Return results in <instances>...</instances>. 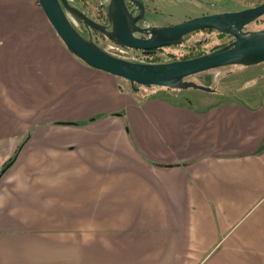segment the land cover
<instances>
[{
    "label": "crops",
    "instance_id": "crops-1",
    "mask_svg": "<svg viewBox=\"0 0 264 264\" xmlns=\"http://www.w3.org/2000/svg\"><path fill=\"white\" fill-rule=\"evenodd\" d=\"M38 9L0 0V264H264V83L133 94Z\"/></svg>",
    "mask_w": 264,
    "mask_h": 264
},
{
    "label": "water",
    "instance_id": "water-1",
    "mask_svg": "<svg viewBox=\"0 0 264 264\" xmlns=\"http://www.w3.org/2000/svg\"><path fill=\"white\" fill-rule=\"evenodd\" d=\"M129 1L139 11L137 16L129 10L126 0H110L106 5V16L112 25V30L109 31L106 26L71 5L69 0H38L55 32L71 54L93 69L128 81L134 92H139L140 87L156 86L170 89L193 88L212 93L215 90L211 87L198 85L187 78L226 66L252 67L264 63V29L245 31L247 25L264 17V3L240 11L203 15L176 25L143 28L138 23L145 19V5L140 0ZM69 15L87 30L104 34L122 48L147 53L181 45L186 36L204 30L229 35L233 41L190 59L167 63L132 62L106 52L92 36L82 35L72 24ZM135 33L142 34V37H136ZM3 173H0V178Z\"/></svg>",
    "mask_w": 264,
    "mask_h": 264
},
{
    "label": "rangeland",
    "instance_id": "rangeland-1",
    "mask_svg": "<svg viewBox=\"0 0 264 264\" xmlns=\"http://www.w3.org/2000/svg\"><path fill=\"white\" fill-rule=\"evenodd\" d=\"M73 0L77 3V6L83 10L91 19L98 23H102L106 20L105 6L110 0ZM146 7L145 19L142 24L147 26L165 27L170 25H176L186 20L200 17L203 15L240 11L248 8H252L264 3V0H140ZM37 7L40 9L37 12L43 13L38 0H35ZM44 14V13H43ZM69 18L75 28L85 37H87L86 30L77 23V21L69 15ZM53 28V27H52ZM264 29V17L260 20L253 22L245 28V31H259ZM55 33V30L53 28ZM57 34V33H55ZM58 37V35H57ZM59 38V37H58ZM94 41L106 52L113 56L132 61V62H144L145 60L157 59V63H167L172 60H184V58H194L195 56L203 55L213 51L214 49L223 47L229 44L233 38L229 35H221L214 30H204L196 32L185 39L184 43L178 46H169L159 49L158 52L151 58L143 57L137 53H127L115 44H113L108 38L102 35H94ZM53 44H56V42ZM58 44L64 45L59 38ZM57 45V44H56ZM256 72L254 77L239 80L236 77H228L226 80L221 78L226 73H234L241 71L246 67L240 65H232L217 68L207 72H203L197 75H193L187 78V80L195 82L198 85L211 87L217 94L226 93L230 97L235 99H245L246 95L244 90H258L259 84L264 83V63L255 66ZM261 76H263L261 78ZM124 83L127 85V82ZM129 83V82H128ZM251 88V89H250ZM133 94L135 93L132 90ZM137 94H146L149 96L168 94L166 97L177 98L182 96L185 99L186 104H194L196 98L202 96H208L212 93L205 92L198 89H166L162 87L145 88L140 87ZM135 93V94H136ZM264 95V93H262ZM173 100V99H171ZM8 149H3V158L6 161L9 156ZM11 156V155H10ZM13 157V156H12ZM10 157V158H12ZM9 158V159H10ZM8 161V160H7Z\"/></svg>",
    "mask_w": 264,
    "mask_h": 264
},
{
    "label": "flooded vegetation",
    "instance_id": "flooded-vegetation-1",
    "mask_svg": "<svg viewBox=\"0 0 264 264\" xmlns=\"http://www.w3.org/2000/svg\"><path fill=\"white\" fill-rule=\"evenodd\" d=\"M78 1V4L80 6V1L79 0H76ZM71 2L74 4V6L78 9H80L81 11H83L81 8H79L77 6V3H74L73 0H71ZM126 3H127V6L129 8L130 11L134 12V15L137 16L139 14V11L137 10L136 6L134 3L130 2L129 0H126ZM105 12H106V6H105ZM107 18V16H106ZM78 23V22H77ZM101 24H103L104 26L107 27V30L111 31L112 30V25L109 23L108 19L107 20H104ZM79 25H81L85 30H86V33L88 35V37L92 36L94 38V35L97 34V35H102V36H105L104 34L98 32V31H95V30H87L83 24L79 23ZM138 26L140 27H146L145 25L142 24V22H139L138 23ZM192 35V34H191ZM135 36L136 37H142V34H139V33H135ZM106 37V36H105ZM107 38V37H106ZM110 40V39H109ZM113 44H115L118 48H120L121 50L127 52V53H137L143 57H146V58H151L153 57L157 52L158 50H155V51H152V52H143V51H138V50H133V49H128V48H122L121 46H119L117 43H115L114 41L110 40ZM233 41V40H232ZM231 41V42H232ZM230 42V43H231ZM144 63H153L151 61H144Z\"/></svg>",
    "mask_w": 264,
    "mask_h": 264
},
{
    "label": "trees",
    "instance_id": "trees-1",
    "mask_svg": "<svg viewBox=\"0 0 264 264\" xmlns=\"http://www.w3.org/2000/svg\"><path fill=\"white\" fill-rule=\"evenodd\" d=\"M70 1V4L71 5H73L74 6V4L71 2V0H69ZM39 3V2H38ZM106 20H107V18H106ZM220 34V33H219ZM221 35H224V34H221ZM190 36V35H189ZM189 36H186V38H188ZM88 37V36H87ZM215 50V49H214ZM199 56H201V55H199ZM196 57V56H195ZM185 59H188V58H184V60ZM148 61H151V62H153V63H157L156 61H157V59L155 58V59H153V60H148ZM172 61H175V60H172ZM166 89H170V88H166ZM17 155H18V151H16V153L14 154V156L12 157V158H10L6 163H5V165H4V167H3V172H5L6 170H7V168L10 166V165H12L14 162H15V160H16V158H17Z\"/></svg>",
    "mask_w": 264,
    "mask_h": 264
}]
</instances>
